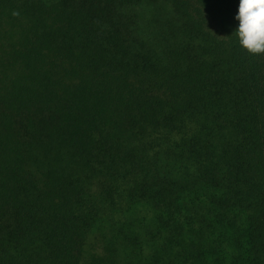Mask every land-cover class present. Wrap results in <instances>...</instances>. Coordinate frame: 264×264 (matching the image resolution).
<instances>
[{"label": "trees", "instance_id": "16d2710c", "mask_svg": "<svg viewBox=\"0 0 264 264\" xmlns=\"http://www.w3.org/2000/svg\"><path fill=\"white\" fill-rule=\"evenodd\" d=\"M236 4L0 0V264H264Z\"/></svg>", "mask_w": 264, "mask_h": 264}, {"label": "clouds", "instance_id": "9594fccd", "mask_svg": "<svg viewBox=\"0 0 264 264\" xmlns=\"http://www.w3.org/2000/svg\"><path fill=\"white\" fill-rule=\"evenodd\" d=\"M232 33L251 55L264 53V0H237Z\"/></svg>", "mask_w": 264, "mask_h": 264}]
</instances>
